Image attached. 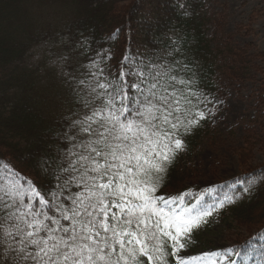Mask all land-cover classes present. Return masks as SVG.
I'll return each instance as SVG.
<instances>
[{
    "label": "snow or ice",
    "instance_id": "obj_1",
    "mask_svg": "<svg viewBox=\"0 0 264 264\" xmlns=\"http://www.w3.org/2000/svg\"><path fill=\"white\" fill-rule=\"evenodd\" d=\"M110 58L100 50L64 73L74 109L56 133L62 146L40 163L53 187L38 190L0 161V264H229L233 249L180 253L232 195L197 207L189 192L158 194L186 137L212 114L193 69L126 56L112 72ZM259 180L248 176L243 193Z\"/></svg>",
    "mask_w": 264,
    "mask_h": 264
},
{
    "label": "trees",
    "instance_id": "obj_2",
    "mask_svg": "<svg viewBox=\"0 0 264 264\" xmlns=\"http://www.w3.org/2000/svg\"><path fill=\"white\" fill-rule=\"evenodd\" d=\"M208 2L0 0V161L31 180L38 190L46 191L55 180L41 172L40 163L62 146L56 133L74 109L65 72L73 73L100 50L109 53L112 72L128 54L130 60L151 57L161 64L180 60L193 69L196 86L206 96L224 88L240 94L247 84L253 85L250 98L255 101L256 117L244 126L243 145L236 149L244 171L239 186H225L235 202L225 203L221 218L228 225L237 223L254 231L238 251L249 253L254 243L260 247L252 237L264 238V219L254 221L264 214V180H259L250 194L242 190L248 176L264 175V163H252L254 153L264 155V51L234 45V35L226 33L227 14L210 12ZM258 14L254 10L253 19ZM81 41L87 42L86 54ZM209 121L186 137V149L167 170L159 195L184 191V186L178 189L174 184L179 176H198L193 158L208 135ZM227 133L233 137L235 128ZM256 209L261 210L256 213ZM253 224L262 227L254 229ZM255 256L261 259L255 260ZM255 256L241 258L240 264H264V249ZM170 264H175L174 260L170 259Z\"/></svg>",
    "mask_w": 264,
    "mask_h": 264
},
{
    "label": "rangeland",
    "instance_id": "obj_3",
    "mask_svg": "<svg viewBox=\"0 0 264 264\" xmlns=\"http://www.w3.org/2000/svg\"><path fill=\"white\" fill-rule=\"evenodd\" d=\"M206 6L210 12L227 14L226 33L234 35V45L241 47L251 45L253 49L264 51V0H209ZM139 10L138 8L135 11ZM254 10L259 11V14L253 19ZM130 55L128 54L127 57L131 58ZM253 91V85L247 84L240 94L235 90L224 88L219 94L207 96L211 101L207 108L212 114L208 117L210 120L208 135L202 140L200 149L193 158L198 176L191 179L179 176L174 182L178 189L184 186L185 192L191 193L188 196L191 201L187 204H197V200L200 201L197 207L217 204L219 201L217 202L216 192L219 186L229 184L242 175L244 170L240 165L236 149L243 145L244 126L256 117L255 101L250 98ZM231 127L235 128V133L229 138L227 131ZM252 163L263 164L264 155L261 152L254 153ZM208 189L213 191L209 192ZM176 195L171 193L165 197ZM208 200L212 202H207ZM259 210L256 209L254 212L258 213ZM262 217L264 214L260 213L259 218H254V221L263 222ZM206 219V224L192 232L187 251L181 252L180 255L190 256L233 249L227 260L229 264L232 262L237 264L238 252L234 250L254 231L249 232L251 228L249 226L245 228L237 223L226 224L219 216L218 208ZM261 225L256 224L254 229L262 227Z\"/></svg>",
    "mask_w": 264,
    "mask_h": 264
}]
</instances>
